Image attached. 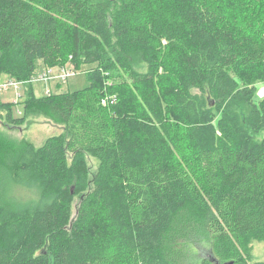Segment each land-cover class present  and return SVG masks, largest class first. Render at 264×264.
<instances>
[{
    "label": "trees",
    "instance_id": "16d2710c",
    "mask_svg": "<svg viewBox=\"0 0 264 264\" xmlns=\"http://www.w3.org/2000/svg\"><path fill=\"white\" fill-rule=\"evenodd\" d=\"M39 61L96 67L36 97ZM2 75L65 133L0 140V264H264V0H0Z\"/></svg>",
    "mask_w": 264,
    "mask_h": 264
},
{
    "label": "rangeland",
    "instance_id": "374dc122",
    "mask_svg": "<svg viewBox=\"0 0 264 264\" xmlns=\"http://www.w3.org/2000/svg\"><path fill=\"white\" fill-rule=\"evenodd\" d=\"M236 1V0H231ZM236 4V2H235ZM76 63V62H75ZM74 63L75 74L71 76L67 81H62L58 77L61 74L59 66L56 67H47L43 64L42 61L38 62L37 69L35 71V79L31 82V85L26 86L25 84L21 85L19 89L14 87L8 89L0 90V99L3 102H11L14 104L12 109V114L15 118H22L24 115L25 107L24 100L26 97L27 88L31 91L33 85V91L36 97H44L46 95H55L62 94L67 92H81L88 88L89 81L87 78V71L94 69L96 67L93 64H83L79 68L78 65ZM68 69L72 67L71 63L66 65ZM133 69L139 73H146L148 67L140 58L132 65ZM52 69L51 78L49 81H39L38 76L43 74L45 71ZM110 74H106L105 81L109 84L114 83L115 76L123 75V72L118 70H110ZM107 75H109L107 77ZM10 79L16 80L9 76V79L3 77L0 80V85L8 82ZM17 81V80H16ZM259 92L256 95V101L261 100L264 97V82H259L258 84ZM17 93L21 94L20 100H16L15 95ZM239 112L248 113L250 106L247 104L238 105L235 108ZM9 118L6 114L0 112V140L2 144H13V145H22L24 143L33 144L36 148L41 147L45 141L52 136L60 135L65 133V127L61 123H56L50 117L49 114L44 112L41 109H31L28 111V116L22 123H15L18 126L8 125ZM264 136V131L259 135H256V140H261ZM88 161L90 169L93 172L98 167V160L93 157L88 156ZM74 210V209H73ZM250 248V263L255 262H264V242H259L256 240H251L249 243ZM209 249V244L207 242L199 243L196 246H189L184 249V258L183 264H200L206 255L205 252Z\"/></svg>",
    "mask_w": 264,
    "mask_h": 264
},
{
    "label": "built area",
    "instance_id": "2783aa9c",
    "mask_svg": "<svg viewBox=\"0 0 264 264\" xmlns=\"http://www.w3.org/2000/svg\"><path fill=\"white\" fill-rule=\"evenodd\" d=\"M48 69L49 70L45 71L43 74L38 76V80L39 81H49L50 80L52 69L51 68H48ZM60 70H61V74L59 75L58 78L60 80H62V81H67L71 76H73L75 74L73 66L70 69H68L66 66L65 67H61ZM33 79H35V77ZM33 79L31 80V82L33 81ZM21 85H23V83H20V82H18L16 80L12 79V80H9L8 82L4 83L3 85H0V90L1 89L12 88V87H14L15 89H19V87ZM15 98H16L15 101L20 100L21 94L17 93L15 95ZM102 103L104 105L107 104L106 100H103Z\"/></svg>",
    "mask_w": 264,
    "mask_h": 264
},
{
    "label": "crops",
    "instance_id": "0c3cea01",
    "mask_svg": "<svg viewBox=\"0 0 264 264\" xmlns=\"http://www.w3.org/2000/svg\"><path fill=\"white\" fill-rule=\"evenodd\" d=\"M38 65H39V64H38ZM3 77H6L7 79H9V76H8V75H2V76L0 77V80L3 79ZM10 80H12V79H10Z\"/></svg>",
    "mask_w": 264,
    "mask_h": 264
},
{
    "label": "water",
    "instance_id": "95a60500",
    "mask_svg": "<svg viewBox=\"0 0 264 264\" xmlns=\"http://www.w3.org/2000/svg\"><path fill=\"white\" fill-rule=\"evenodd\" d=\"M232 264V263H231Z\"/></svg>",
    "mask_w": 264,
    "mask_h": 264
}]
</instances>
